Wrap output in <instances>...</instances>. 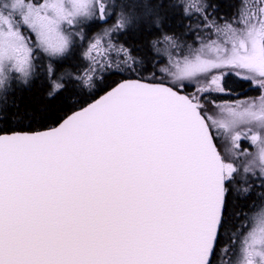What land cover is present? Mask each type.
Returning <instances> with one entry per match:
<instances>
[{"label":"snow or ice","instance_id":"obj_1","mask_svg":"<svg viewBox=\"0 0 264 264\" xmlns=\"http://www.w3.org/2000/svg\"><path fill=\"white\" fill-rule=\"evenodd\" d=\"M230 7L0 0V264H264V0Z\"/></svg>","mask_w":264,"mask_h":264},{"label":"flooded vegetation","instance_id":"obj_2","mask_svg":"<svg viewBox=\"0 0 264 264\" xmlns=\"http://www.w3.org/2000/svg\"><path fill=\"white\" fill-rule=\"evenodd\" d=\"M231 1L233 2V0ZM232 11H233L232 8L223 10V12H225L226 15H230ZM221 14L222 12H220V15ZM227 85L231 89V93L228 95L222 96L221 100H227L229 102H232V101H237V100H245V99H248L249 97H254V96L259 95V92L253 89L252 87H250L249 83L239 81L235 77L228 78Z\"/></svg>","mask_w":264,"mask_h":264},{"label":"trees","instance_id":"obj_3","mask_svg":"<svg viewBox=\"0 0 264 264\" xmlns=\"http://www.w3.org/2000/svg\"><path fill=\"white\" fill-rule=\"evenodd\" d=\"M218 2L221 4L220 12H222L221 16H224L225 12L223 10L230 9V4L232 3L231 0H218ZM226 15V14H225ZM178 23V21H177ZM177 31H182L181 29H177ZM75 55L78 57V52L76 51ZM18 95L23 96V98L26 101H32V102H39L41 104L47 103L42 99V89L39 82H37L35 85L31 87L30 90L25 89L22 92H19ZM55 103V102H53Z\"/></svg>","mask_w":264,"mask_h":264},{"label":"rangeland","instance_id":"obj_4","mask_svg":"<svg viewBox=\"0 0 264 264\" xmlns=\"http://www.w3.org/2000/svg\"><path fill=\"white\" fill-rule=\"evenodd\" d=\"M193 38H194V37H193ZM76 51L78 52V57H79L80 52H81V49H80V48H77ZM244 143H245V146H246L247 148H249V150H252V149H251V146H250L246 141H245ZM257 191H259V190L257 189Z\"/></svg>","mask_w":264,"mask_h":264}]
</instances>
